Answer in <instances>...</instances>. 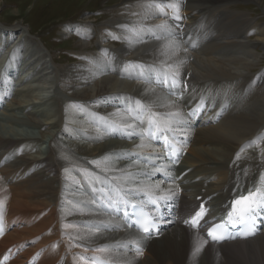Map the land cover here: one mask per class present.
I'll return each mask as SVG.
<instances>
[{
	"label": "bare ground",
	"instance_id": "6f19581e",
	"mask_svg": "<svg viewBox=\"0 0 264 264\" xmlns=\"http://www.w3.org/2000/svg\"><path fill=\"white\" fill-rule=\"evenodd\" d=\"M126 1L132 16L98 31L63 27L80 36L82 61L70 66L20 25L0 26V259L12 250L8 264H264V228L217 245L184 225L200 197L213 219L229 200L264 193V24L234 6L259 0ZM157 130L180 141L179 166L147 139ZM145 197L168 217L158 237L111 212Z\"/></svg>",
	"mask_w": 264,
	"mask_h": 264
},
{
	"label": "rangeland",
	"instance_id": "374dc122",
	"mask_svg": "<svg viewBox=\"0 0 264 264\" xmlns=\"http://www.w3.org/2000/svg\"><path fill=\"white\" fill-rule=\"evenodd\" d=\"M234 6L237 7V11L249 14L256 23L264 24V0H259L256 4L240 2ZM132 12L133 6L126 0H0V26L10 29L20 25L19 28L30 31L32 38L42 46L47 54L49 52L48 55H52L54 58L56 57V59L58 58L57 65L63 67L74 65L75 62L79 60L82 61V57L79 56L80 54L76 53L77 50L74 47L76 45V40L78 41L80 36L74 34L72 35L74 39L71 40L69 37H65L63 35L64 26L90 22L88 24L93 26L91 28L98 31L99 27L103 24L111 23L120 18L127 19L131 17ZM40 38H42L43 42H41ZM99 45V40L93 41V51L89 53L94 54L98 52ZM259 53L260 64L256 72L264 68V49L259 50ZM22 87L23 85H19L17 88L12 89L11 92H17V90ZM43 104L45 103L38 102L37 106L39 107ZM42 108H46V106ZM96 128L99 130V127ZM23 129L28 132L29 135L36 136L40 133L39 130H33L28 127H23ZM106 131L107 129L102 130V132ZM114 131L118 130L115 129ZM141 135L144 134L141 133ZM48 145V143L44 144L43 150H45ZM122 157H124L125 160H137L136 163L144 164L139 162L138 159H135L136 156L133 154ZM145 157H149V155ZM148 180L155 181L156 179L148 177ZM9 213L10 210L1 215L10 216ZM37 221H41V219L35 220L33 225H36ZM17 224L18 226H23L21 222ZM17 244L19 243H16L15 247L18 246Z\"/></svg>",
	"mask_w": 264,
	"mask_h": 264
},
{
	"label": "snow or ice",
	"instance_id": "6c2138e0",
	"mask_svg": "<svg viewBox=\"0 0 264 264\" xmlns=\"http://www.w3.org/2000/svg\"><path fill=\"white\" fill-rule=\"evenodd\" d=\"M250 199H251V193L249 194V197H243L241 200H237L234 203L235 204H241V203H244ZM234 211H235V209H234ZM248 211H252V209L248 208V209L242 210V212H248ZM203 215H204V211H203V207H201V211L197 212L195 214V216L192 218V221H191L192 225L195 226L199 222V219H201L203 217ZM229 216L231 217V213H229ZM243 220H244V215H240L239 221H235V222H242ZM143 231L145 233H148L150 230L147 227H145L143 229ZM208 235L211 236L214 241H218V240L222 239V237L214 235L213 232H211V231L208 233Z\"/></svg>",
	"mask_w": 264,
	"mask_h": 264
}]
</instances>
